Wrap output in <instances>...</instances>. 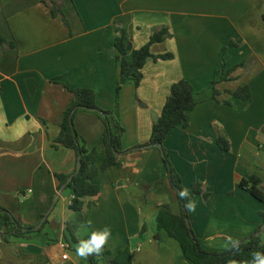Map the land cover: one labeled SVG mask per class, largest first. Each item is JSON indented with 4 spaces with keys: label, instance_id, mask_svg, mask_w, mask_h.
Instances as JSON below:
<instances>
[{
    "label": "crops",
    "instance_id": "1",
    "mask_svg": "<svg viewBox=\"0 0 264 264\" xmlns=\"http://www.w3.org/2000/svg\"><path fill=\"white\" fill-rule=\"evenodd\" d=\"M42 1L0 0V34L15 43L12 50L0 49V207L22 226H37L50 210L42 233L0 240V264H81L65 230L75 220L68 207L72 194L59 189L56 178L71 175L77 165L74 152L55 142L73 100L66 89H91L101 109L115 111L125 129L121 149L126 152L149 141L172 84L189 81L196 102L189 126L173 129L164 147L188 190L185 203L196 205L187 211L190 227L202 248L215 253L260 228L264 205L239 184L254 175L264 187V0H62L70 27L52 18ZM217 1L227 4L217 7ZM188 7L194 12L185 13ZM115 20L132 49L167 27L171 37L150 52L174 56L148 60L139 86L126 82L117 100ZM215 71L216 79L226 80L216 86L214 99ZM244 86L250 89L248 101L231 95ZM74 127L96 148L99 168L101 121L80 113ZM218 138L229 143L228 151L218 147ZM196 183L207 199L192 191ZM94 184L100 193L84 200L85 234L79 236L81 226L76 227L78 240L108 227L107 259L127 248L132 264H191L178 242L157 229L161 207L180 215L158 150L121 155L119 167L98 173ZM49 234L55 235L51 246L45 242H53Z\"/></svg>",
    "mask_w": 264,
    "mask_h": 264
},
{
    "label": "trees",
    "instance_id": "2",
    "mask_svg": "<svg viewBox=\"0 0 264 264\" xmlns=\"http://www.w3.org/2000/svg\"><path fill=\"white\" fill-rule=\"evenodd\" d=\"M43 4L49 9L52 18H58L62 25L70 27L66 18L62 0H43ZM264 22V14L262 15ZM113 50L115 60L119 68V81L116 87V100L121 87L128 81H131L135 87H138L142 78V69L148 60L157 62L173 59V54L165 53L162 55H152L150 49L152 45L159 44L171 37L167 27L155 29L146 44L139 49H132L128 41L124 27L121 21H114ZM15 43L8 40L0 34V49L3 51L12 50ZM130 55V57H129ZM218 71L214 72V77L210 82V89L213 98L218 96L216 86L225 81L226 77L221 75L218 79ZM73 95V100L64 112L63 121L60 126V133L56 139V147L60 146L74 152L76 164L78 159L81 163L79 171L75 169L69 176L56 175L59 182L58 188L62 187L69 190L72 198L69 203V210L75 214L74 223L66 225L65 230L69 236V243L75 248L81 240H86L91 234L85 235L78 240L74 235V229L85 224V218L82 215L84 200L88 197L97 196L100 193L99 187L94 184V179L100 172H105L112 167H119V158L123 154L146 149H156L159 151L162 163L166 171V180L174 191L180 207V215L174 216L170 213L167 206L161 207L156 215V225L158 231L163 230L168 237L178 242L183 257L191 264H246L252 259L253 252L264 253V244L260 242L259 234L261 228L240 241L239 250L229 248L223 253L207 252L200 245V241L194 235L189 221L188 212L185 208V199H181L179 192L183 190L182 180L178 172L173 167L164 143L169 133L177 128H187L190 122V113L196 106L194 91L191 83L186 79H180L173 83L170 88L169 96L166 98L158 120L153 124L149 141L143 145H137L134 148L122 152L121 140L125 129L121 125L119 118L113 110H103L96 103V95L93 90L86 88L66 89ZM231 95L237 99L248 101L250 99V89L248 87H239ZM80 113L94 114L103 125L101 142L104 147V158L99 168L96 166L98 152L96 148L88 147L80 138L74 127V118ZM218 147L223 151L229 150V143L218 138L216 141ZM71 182L67 183L69 178ZM239 187L247 192L254 200L264 205V187L258 177L252 175L243 179ZM192 191L207 199L209 195L203 192L200 184H193ZM264 225V213H259ZM46 217L43 216L42 219ZM47 224V217L40 228L37 226H22L20 222L5 208L0 207V240L9 243L12 239L28 240L31 236L40 234ZM111 256L110 252L104 247L101 255H92L87 259L80 257L81 264H132L129 250L126 248L120 250L116 255Z\"/></svg>",
    "mask_w": 264,
    "mask_h": 264
},
{
    "label": "clouds",
    "instance_id": "3",
    "mask_svg": "<svg viewBox=\"0 0 264 264\" xmlns=\"http://www.w3.org/2000/svg\"><path fill=\"white\" fill-rule=\"evenodd\" d=\"M181 199H186L188 196V190L183 189L179 192ZM195 202L189 201L185 208L189 212L195 211ZM91 225V221L88 222ZM111 236V229L105 227L102 230H93L91 235L86 240H81L76 246V254L79 257L87 259L92 255H101L103 253L105 245ZM240 242L239 240H231V248L234 250H239ZM246 264H264V253L253 252L252 259L247 261Z\"/></svg>",
    "mask_w": 264,
    "mask_h": 264
},
{
    "label": "rangeland",
    "instance_id": "4",
    "mask_svg": "<svg viewBox=\"0 0 264 264\" xmlns=\"http://www.w3.org/2000/svg\"><path fill=\"white\" fill-rule=\"evenodd\" d=\"M220 1H217V2H214V5L216 6V5H218L217 7H219V6H222V3H224V4H227V3H225V2H221L220 4ZM225 7V6H224ZM184 10V12L186 13V12H189V13H192V12H194V10L195 9H190V7H188V9L187 8H185V9H183ZM261 233L259 234V239H260V242L262 243V244H264V231H263V229H264V225H261ZM85 227L83 226H81V229H80V231H79V233H78V235L79 236H83L85 233ZM42 236L43 237H46L45 236V234H42ZM48 238H50L51 240H53V242H47V239L45 240V242H46V244H49L50 246L51 245H53V243H54V239H55V235H53V234H49L48 235ZM13 240V239H12ZM11 240V241H12Z\"/></svg>",
    "mask_w": 264,
    "mask_h": 264
},
{
    "label": "water",
    "instance_id": "5",
    "mask_svg": "<svg viewBox=\"0 0 264 264\" xmlns=\"http://www.w3.org/2000/svg\"><path fill=\"white\" fill-rule=\"evenodd\" d=\"M80 166H81V163H80V161H79V159H78V162H77V165H76V169H77V171H79ZM71 180H72V178L70 177V178L67 180V183H66V184L70 183ZM49 212H50V210L47 211V213H46V215H45L46 217L48 216ZM46 217H44V218L41 220V222H40L39 225L36 227V229H38V228L41 227V225H42L43 222L45 221ZM263 230H264V229H263Z\"/></svg>",
    "mask_w": 264,
    "mask_h": 264
},
{
    "label": "built area",
    "instance_id": "6",
    "mask_svg": "<svg viewBox=\"0 0 264 264\" xmlns=\"http://www.w3.org/2000/svg\"><path fill=\"white\" fill-rule=\"evenodd\" d=\"M66 258H67V256H66V255H64V256H63V259H66Z\"/></svg>",
    "mask_w": 264,
    "mask_h": 264
}]
</instances>
